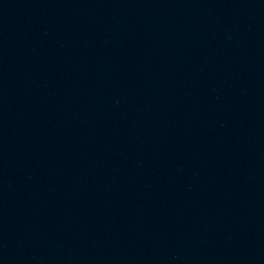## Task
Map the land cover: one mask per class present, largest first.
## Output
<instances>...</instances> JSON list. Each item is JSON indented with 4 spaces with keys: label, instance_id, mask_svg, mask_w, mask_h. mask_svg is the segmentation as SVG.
<instances>
[{
    "label": "water",
    "instance_id": "obj_1",
    "mask_svg": "<svg viewBox=\"0 0 264 264\" xmlns=\"http://www.w3.org/2000/svg\"><path fill=\"white\" fill-rule=\"evenodd\" d=\"M0 264H264V0H0Z\"/></svg>",
    "mask_w": 264,
    "mask_h": 264
}]
</instances>
